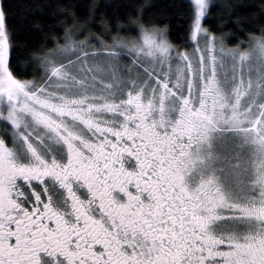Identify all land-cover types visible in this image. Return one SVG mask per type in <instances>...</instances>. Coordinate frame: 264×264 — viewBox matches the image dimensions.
<instances>
[{
	"label": "snow or ice",
	"instance_id": "6c2138e0",
	"mask_svg": "<svg viewBox=\"0 0 264 264\" xmlns=\"http://www.w3.org/2000/svg\"><path fill=\"white\" fill-rule=\"evenodd\" d=\"M152 6L0 0V264H264V0Z\"/></svg>",
	"mask_w": 264,
	"mask_h": 264
},
{
	"label": "trees",
	"instance_id": "16d2710c",
	"mask_svg": "<svg viewBox=\"0 0 264 264\" xmlns=\"http://www.w3.org/2000/svg\"><path fill=\"white\" fill-rule=\"evenodd\" d=\"M6 2L15 3L16 0H6ZM34 3H42L43 0H33ZM50 3H70L72 5H75L76 8L74 9L78 14H83L87 5L90 3V0H48ZM109 0H100L101 4L107 3ZM111 2L114 3H125V4H141V3H150L153 5L152 7H148L144 12V18L146 21H151L153 23H156L158 26L163 27L166 24H169L168 16L169 12L165 11V6L170 5L174 2V0H111ZM175 2H179V0H175ZM185 3H187V0H184ZM217 3H222L223 0H216ZM125 15L130 13L132 11L131 8H124L121 10ZM215 11V10H214ZM16 12L15 8L12 10L11 15H14ZM178 16V14H176ZM47 23L52 24L53 21L51 18H47ZM211 23H215V20L211 21ZM180 21L178 18H173L170 21V27H171V34H170V40L173 44H179L181 45V50L184 49L185 41L180 39L179 37L182 36L184 33L179 27ZM207 26V25H206ZM93 31H99V29L94 28ZM224 33H229L230 29L225 28L223 29ZM57 34L62 35V31L57 32L53 31L51 33L52 36H56ZM248 33L246 32L245 35ZM258 34V33H257ZM111 35H115V33H112ZM122 36H134L136 33L134 31L126 30L122 31L120 33ZM216 35L219 37L221 35L220 32H217ZM78 39H83V37H78ZM244 39V36H240L239 34H236L235 38L232 39H226L225 44L226 47L232 48L236 46L241 40ZM63 43V41H61ZM49 49L54 48L55 44L49 43L47 45ZM190 47V45H189ZM247 47V45H245Z\"/></svg>",
	"mask_w": 264,
	"mask_h": 264
},
{
	"label": "rangeland",
	"instance_id": "374dc122",
	"mask_svg": "<svg viewBox=\"0 0 264 264\" xmlns=\"http://www.w3.org/2000/svg\"><path fill=\"white\" fill-rule=\"evenodd\" d=\"M201 43H203V41H201ZM229 66H230V62H229ZM259 67V63L258 61H254L253 62V70H255V68Z\"/></svg>",
	"mask_w": 264,
	"mask_h": 264
}]
</instances>
